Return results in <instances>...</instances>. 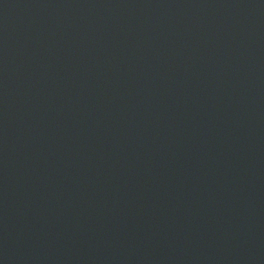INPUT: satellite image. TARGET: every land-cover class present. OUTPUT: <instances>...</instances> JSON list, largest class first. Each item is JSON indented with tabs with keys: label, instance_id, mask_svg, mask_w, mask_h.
Returning a JSON list of instances; mask_svg holds the SVG:
<instances>
[{
	"label": "water",
	"instance_id": "water-1",
	"mask_svg": "<svg viewBox=\"0 0 264 264\" xmlns=\"http://www.w3.org/2000/svg\"><path fill=\"white\" fill-rule=\"evenodd\" d=\"M0 264H264V0H0Z\"/></svg>",
	"mask_w": 264,
	"mask_h": 264
}]
</instances>
